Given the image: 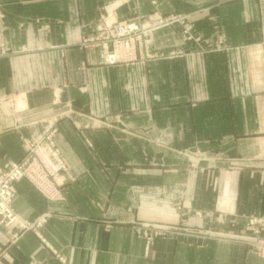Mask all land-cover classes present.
<instances>
[{
	"label": "crops",
	"instance_id": "crops-1",
	"mask_svg": "<svg viewBox=\"0 0 264 264\" xmlns=\"http://www.w3.org/2000/svg\"><path fill=\"white\" fill-rule=\"evenodd\" d=\"M156 1L0 0V166L53 122L75 178L64 201L16 183L15 211L48 219L41 236L0 225V264H264L242 236L264 218V0ZM200 5L195 30L225 42L198 52L166 27L154 45L183 55L146 65L75 44L101 18Z\"/></svg>",
	"mask_w": 264,
	"mask_h": 264
},
{
	"label": "rangeland",
	"instance_id": "rangeland-1",
	"mask_svg": "<svg viewBox=\"0 0 264 264\" xmlns=\"http://www.w3.org/2000/svg\"><path fill=\"white\" fill-rule=\"evenodd\" d=\"M115 1L119 2V3H128L132 0H115ZM152 4L156 5L157 1L153 0ZM206 10H209V7H207L206 5L205 6L200 5V7H197V9L194 10L193 12L183 13V14H176V13L163 14L158 9H154L148 13L138 15L137 17H134L133 19H127V20L112 23V24L105 23L104 18H101L99 23L95 26V29L93 31H90L87 34L81 36V38L75 44H77L78 46H80V48H82L84 50H99L100 55L106 64H137V63H139V64H145L146 65V63L151 62V61H158V60H163L166 58H171L174 56L177 57L179 55H183V52L181 50H177V51L172 50V49L171 50H162V49H159L158 47H156L154 45V39H153V34H152L157 30H160V29H163L166 27H171V26L178 24V26H181V30H182V36H181L182 41L185 43H188V44H192V45L195 44V48H197V51L199 52L200 50L206 49V47L208 45H211V43L213 45H216L218 43L225 42V40L223 39V34L218 33V31H217L216 36H214L215 39L212 40L210 38H205L203 36V34H200L197 30H195L194 18L191 19L192 15H194L193 13H195L198 16V15H201L203 12H206ZM157 16L159 18H162V19L175 18V20L172 24L160 27V29L152 30V32H150L149 34L144 35V36L142 35V33L140 35L136 36L138 30H136L135 32L131 31L130 34L123 35L122 38H124V39L129 37L130 35L135 37V49H134V51H129L128 58H126V57L125 58H116L113 61H111L109 59L110 55H112V53L115 51V48L117 45V43H116L117 37L120 36L119 31L121 30L120 28L122 26L126 27V26H128V24H131V23H136L139 26L152 24L155 22V17H157ZM117 28H119V29H117ZM259 30L261 33L262 40L264 42V21H262L260 23ZM224 37H226V36H224ZM104 42H106V44H104ZM55 97H56L55 100L59 101V95H58V97H57V95H55ZM150 102H151V99H150ZM66 103H67L66 105L68 106V110L64 111V114H66L67 112L73 113V112H71V103L70 102H66ZM49 131H51V141H52L50 143H52V145L59 150L60 154L65 159V161H67V164H68L67 165L68 168L66 170H63V172H62V174L66 175V177L63 181H61V183H60L61 185L58 186V190L63 195L62 198L54 200V199H50V198L46 197V195L37 187L35 182H33L30 178H27V177H25V178L28 179L29 181H31L34 184V186L36 187V189L39 190L40 193L43 196H45L47 199L52 200V201H64V200H66V194H65L66 183L70 180H74L75 178H74L73 174L70 173V168H71L70 163L66 159V156L61 152V150L57 146V143L55 140V135L58 131V128L55 125V123H53V122L47 123V126L43 132V136L40 139H42L44 136H46L49 133ZM123 131L127 135L133 136V138H144L145 140L153 141L154 143L161 145V142H159L158 139H156V138L153 139L151 136H148L149 131H145V130L140 131L137 129L123 130ZM40 139H31L29 141H38ZM28 142H26L27 146H28ZM27 146H26V152H27ZM166 149H168L169 152H173L172 148H166ZM177 149H175V151H178V154H180L183 158H190L189 156L194 155V152H192L190 150V148H186L183 150H177ZM26 152H25V154H26ZM153 153L156 154L155 152H153ZM25 154L22 156V158H24ZM148 155H150V158H153V156H151V152ZM135 156H136V154L134 152V157ZM16 162H18V161H16ZM9 163H13V162H9ZM0 167H2V166H0ZM20 180H22V179H20ZM20 180L15 182V184H14L15 189H16V183L19 182ZM16 192H17V189L15 191L14 196L16 195ZM13 199H14V197H13ZM13 199L11 201V205H12ZM12 207H13V205H12ZM14 211H15V209H14ZM43 215L46 216V220L43 221L42 224L44 222H46L48 219L47 214H43ZM43 215H41V216H43ZM39 218H37L35 220L23 218V219H25L31 223L29 225V227H24V228L18 227L17 225H14V223L7 225L4 222V223H0V225H5V226L10 227V228H15L17 231H19V233H22V232L27 231V230H32L38 236H41L39 233V230H38V227L41 224H38L35 226L32 225L33 222H37ZM160 230L161 231H167V229H164V227H161ZM218 232L221 233L222 231H218ZM242 236H244L246 238V241L250 247V250L252 252H254L256 255H258L259 257H262L261 255H259V250H260L259 242L262 241L261 239H264V218H258V219H253V220L248 219V223L245 227L244 233H242ZM43 241L46 245L50 246L48 242H46L45 240H43ZM262 258H264V257H262Z\"/></svg>",
	"mask_w": 264,
	"mask_h": 264
},
{
	"label": "built area",
	"instance_id": "built-area-1",
	"mask_svg": "<svg viewBox=\"0 0 264 264\" xmlns=\"http://www.w3.org/2000/svg\"><path fill=\"white\" fill-rule=\"evenodd\" d=\"M175 18L162 19L155 17V22L139 26L136 23L122 26L119 31L120 36L117 37V45L115 51L110 55V60L116 58H128L129 51L135 49V37L130 35L127 38H122L125 34H130L131 31L138 30L137 35H147L152 30L160 29L165 25L172 24ZM119 29V28H117ZM106 44V42H104ZM51 131L38 141H29L27 152L20 161L13 163H5L0 167V223L7 225L14 223L18 227H29L31 224L16 213L11 205V201L15 194V182L25 177L30 178L37 187L50 199L62 198V193L58 190L66 175H63V170L68 168L67 161L62 157L59 150L52 145ZM46 220V216H41L37 222L32 225L42 224ZM31 225V226H32ZM259 242V255L264 257V239Z\"/></svg>",
	"mask_w": 264,
	"mask_h": 264
}]
</instances>
